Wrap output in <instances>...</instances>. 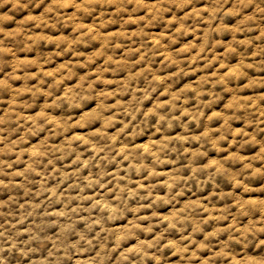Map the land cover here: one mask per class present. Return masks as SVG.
<instances>
[{
    "label": "clouds",
    "instance_id": "9594fccd",
    "mask_svg": "<svg viewBox=\"0 0 264 264\" xmlns=\"http://www.w3.org/2000/svg\"><path fill=\"white\" fill-rule=\"evenodd\" d=\"M0 9V264H264V0Z\"/></svg>",
    "mask_w": 264,
    "mask_h": 264
},
{
    "label": "rangeland",
    "instance_id": "374dc122",
    "mask_svg": "<svg viewBox=\"0 0 264 264\" xmlns=\"http://www.w3.org/2000/svg\"><path fill=\"white\" fill-rule=\"evenodd\" d=\"M10 7V6H9ZM3 11H7V9H0V12H3ZM6 26H8V27H10L11 25H6ZM54 47V46H53ZM50 50V49H49ZM56 65H54L53 67H55ZM33 83H35L34 81H33ZM41 247H43V245H40ZM15 261H19L20 262V264H23V261H22V259H21V257H19V256H15L14 257V262Z\"/></svg>",
    "mask_w": 264,
    "mask_h": 264
}]
</instances>
